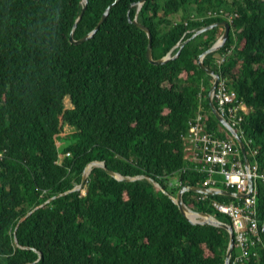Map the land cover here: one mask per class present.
I'll list each match as a JSON object with an SVG mask.
<instances>
[{
	"label": "trees",
	"instance_id": "16d2710c",
	"mask_svg": "<svg viewBox=\"0 0 264 264\" xmlns=\"http://www.w3.org/2000/svg\"><path fill=\"white\" fill-rule=\"evenodd\" d=\"M87 1L0 0V264H224L227 232L190 224L146 180L118 182L93 169L84 194H63L92 163L149 177L172 196L183 186L209 187L185 161L182 137L201 103L205 130L231 139L208 103L214 80L198 64L224 29L203 33L179 54L176 47L231 16L227 43L204 64L252 108L240 128L263 172L264 0H148L140 11L142 0H122L96 35L74 45L83 8L77 41L116 0ZM211 11L223 13L207 17ZM135 20L149 28L155 60L176 58L150 64L148 36ZM60 135L69 141L59 150ZM212 201L239 200L183 194L192 210L230 225ZM256 211L263 221L258 180ZM252 251L258 258L247 264H264V235Z\"/></svg>",
	"mask_w": 264,
	"mask_h": 264
},
{
	"label": "built area",
	"instance_id": "2783aa9c",
	"mask_svg": "<svg viewBox=\"0 0 264 264\" xmlns=\"http://www.w3.org/2000/svg\"><path fill=\"white\" fill-rule=\"evenodd\" d=\"M218 13L223 12L211 11L207 17H218ZM233 19L234 16H231L228 22ZM220 59V63L224 62L225 56ZM214 101L220 115L229 122L244 144L249 172H246L241 152L232 138L220 139L205 130L204 110L201 107L195 118L190 120L189 128L182 137L184 159L196 171L206 175L204 184L209 185L207 188L218 190L217 183H221L226 191L245 194L248 193V179L251 178L252 190L247 198L238 199L236 203L212 201L211 204L216 212L230 220L233 229L235 255L233 258L231 256L230 264H247L251 259L258 258L257 253L252 250L262 243L264 235V220H258L256 211V181L260 180L264 184V170L259 171L255 158L257 152L251 147L252 140L245 139L240 128L252 108L230 88L227 79L222 78L218 83ZM215 176L221 177L220 181L213 179Z\"/></svg>",
	"mask_w": 264,
	"mask_h": 264
},
{
	"label": "water",
	"instance_id": "95a60500",
	"mask_svg": "<svg viewBox=\"0 0 264 264\" xmlns=\"http://www.w3.org/2000/svg\"><path fill=\"white\" fill-rule=\"evenodd\" d=\"M122 0H116L106 11V13L104 14L101 22L99 23V25L97 26V28H95L92 32H90L85 38L81 39V40H75L74 38V34L76 31L77 26L80 24L84 13L86 11V7L83 8L82 13L80 14L77 22L75 23L71 36H70V43L74 44V45H80L84 42H86L87 40L91 39L94 35H96L98 33V31L100 30V28L104 25V23L106 22L110 11L115 8ZM82 2H84L86 5L88 4L87 0H82ZM148 2V0H142L139 4V11L143 8V6ZM131 24L133 26H135L136 28H138L139 30L145 32L148 36V48H147V60L150 64L152 65H157V66H161L164 65L166 63H168L169 61L175 59L176 57H172V52L169 53L166 57L160 59V60H155L154 56H153V37L152 34L149 30V28H147L146 26H142L140 25L137 20H135L134 22H131ZM215 28H223L224 32L223 35L221 36V38L209 49L207 50L204 54H202L198 60V64L201 67V69L206 72L207 75L211 76L214 80L209 93H208V103L211 109V112L213 114V116L216 118V120L220 123V126L231 136V138L236 142L241 155H242V159H243V164H244V168L246 170V172H249V161L246 155V151H245V147L244 144L242 142V140L238 137L236 131L231 127V125L229 124V122L224 119L219 111L217 110L215 103H214V94L216 92L218 83L220 81V76L217 75L213 70H211L210 68L206 67V65L204 64V59L211 53H215L218 52L220 49H222L225 44L227 43L228 39H229V35L231 32V25L227 22H220V23H216L213 25H210L208 27H205L201 30H199L198 32H196L191 39H189L187 42L183 43L181 46L178 45L176 48H180L178 54L180 53V51L182 50V48L185 46L186 43H189L191 40L197 38L198 36L202 35L203 33L213 30ZM177 54V56H178ZM93 169H102L104 171H106V173L114 180L118 181V182H133V181H137V180H141V179H146L148 180L154 187H156L158 190H160L164 195H166L178 208L180 214L192 225L195 226H212L215 228H221L224 229L228 236H229V241H228V246L226 249V253H225V259H224V264H230V259L232 256V252L234 250V236H233V229L231 227V225L229 224H225L222 223L220 221H218L214 216L208 214V213H201V212H196L194 210H192L191 208H189L188 206H186L183 202V194L184 193H195V194H201V195H207V196H217V195H223V196H228V197H232L235 199H244L247 198L250 194H251V190H252V180L251 178L248 179V193H233V192H229L226 190H216L213 188H202V187H190V186H183L180 188V190L177 192V194L175 196H172L170 194H168L161 186L159 183H157L156 181H154L153 179H150L148 177H144V176H136V177H123V176H119L116 175L110 171H108L105 167V165L103 163H92L90 165H88L86 167V169L84 170V172L82 173V177H81V182L80 185L77 188H74L73 190H70L66 193H64L63 195H66L68 193H74V192H80L83 191L85 189V185L87 182V179L91 173V171ZM54 198H51L50 200H52ZM49 200V201H50ZM47 201V202H49ZM41 206H39L38 208H40ZM34 211V210H33ZM29 212L23 219H21V221H23L24 219H26L29 215H31V213L33 212ZM20 221V222H21ZM13 243L15 244V246H17V243L15 240H13ZM40 256V254H38V257Z\"/></svg>",
	"mask_w": 264,
	"mask_h": 264
},
{
	"label": "rangeland",
	"instance_id": "374dc122",
	"mask_svg": "<svg viewBox=\"0 0 264 264\" xmlns=\"http://www.w3.org/2000/svg\"><path fill=\"white\" fill-rule=\"evenodd\" d=\"M202 105V104H201ZM199 107H201L202 108V110L204 109V107L203 106H199ZM71 129H68V131H70ZM67 141H69V140H67L66 138H65V135H60L59 136V139H58V141H57V146L59 147V150L60 149H62L64 146H65V144L67 143ZM63 145V147L61 148V146ZM86 169V168H85ZM92 172V171H91ZM149 178V177H148ZM151 179V178H150ZM142 180H146V179H141V180H137V181H142ZM146 181H148V180H146ZM155 181V180H154ZM133 182H135V181H133ZM149 182V181H148ZM150 183V182H149ZM151 184V183H150ZM152 185V184H151ZM153 186V185H152ZM78 187V186H77ZM77 187H75V188H77ZM156 188V187H155ZM81 192V191H80ZM82 194H84V190L82 191ZM169 194V193H168Z\"/></svg>",
	"mask_w": 264,
	"mask_h": 264
},
{
	"label": "bare ground",
	"instance_id": "6f19581e",
	"mask_svg": "<svg viewBox=\"0 0 264 264\" xmlns=\"http://www.w3.org/2000/svg\"><path fill=\"white\" fill-rule=\"evenodd\" d=\"M89 2V1H88ZM88 6V5H87ZM139 10V9H138ZM86 13V12H85ZM84 13V14H85ZM220 14V13H219ZM81 23V22H80ZM190 43V42H189ZM220 51V50H219ZM229 53V52H228ZM222 55V54H221ZM229 55V54H228ZM208 57V56H207ZM230 82H228V84H229ZM229 86H231V85H229ZM233 88V87H232ZM234 90V89H233ZM205 121V120H204ZM206 123V122H205ZM189 126V125H188ZM188 128V127H187ZM186 132V131H185ZM183 134H184V132H183ZM217 137V136H216ZM218 138V137H217ZM222 139V138H221ZM257 161V160H256ZM188 167V166H187ZM185 168V167H184ZM188 170V169H187ZM189 171H191V170H189ZM196 171V170H195ZM195 171H193V172H195ZM197 172V171H196ZM186 173V172H185ZM258 181H260V180H258ZM205 187V186H204ZM203 187V188H204ZM57 197V196H56ZM225 218H227V217H225Z\"/></svg>",
	"mask_w": 264,
	"mask_h": 264
},
{
	"label": "clouds",
	"instance_id": "9594fccd",
	"mask_svg": "<svg viewBox=\"0 0 264 264\" xmlns=\"http://www.w3.org/2000/svg\"><path fill=\"white\" fill-rule=\"evenodd\" d=\"M227 22V21H226ZM227 23H229L230 24V22H227ZM231 25V24H230ZM220 79H221V77H220ZM231 88V87H230ZM233 90V89H232ZM236 92V91H235ZM237 93V92H236ZM215 95V94H214ZM214 103H215V101H214ZM201 104V103H200ZM199 104V105H200ZM203 106V105H202ZM215 106H216V103H215ZM204 110V109H203ZM204 113V112H203ZM196 116V115H195ZM195 118V117H194ZM188 130V129H187ZM186 161V160H185ZM187 162V161H186ZM189 164V163H188ZM222 190H224V189H222ZM230 192V191H229Z\"/></svg>",
	"mask_w": 264,
	"mask_h": 264
},
{
	"label": "crops",
	"instance_id": "0c3cea01",
	"mask_svg": "<svg viewBox=\"0 0 264 264\" xmlns=\"http://www.w3.org/2000/svg\"><path fill=\"white\" fill-rule=\"evenodd\" d=\"M218 179H221L219 176H218ZM218 181H220V180H218ZM217 189L218 190H222L221 188H219L218 186H217Z\"/></svg>",
	"mask_w": 264,
	"mask_h": 264
}]
</instances>
